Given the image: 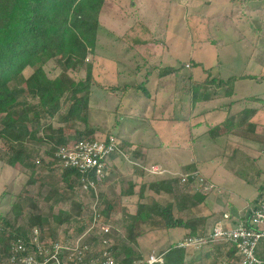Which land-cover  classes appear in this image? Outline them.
<instances>
[{"label":"rangeland","instance_id":"374dc122","mask_svg":"<svg viewBox=\"0 0 264 264\" xmlns=\"http://www.w3.org/2000/svg\"><path fill=\"white\" fill-rule=\"evenodd\" d=\"M206 2L204 0H110L106 10L100 17L101 30L98 36L96 55V60H98L94 72L95 84L92 87L89 103L88 127L94 130L98 137L113 135L117 138L119 134H122L123 138L132 136V139L138 145L148 149L150 155H156L154 152L156 149L153 146L158 144L157 142L167 143L168 146H164L163 150L158 149L161 155L158 156V160L163 164V167L177 168L178 173L183 172L185 166L189 165L194 157H199L200 174L209 180L212 185L203 193L198 192L195 186L182 182L179 179L181 178L179 174H164V177L171 176L179 179L174 184L175 194L178 196L179 201L175 205V214L185 220L202 216L214 210L216 211L214 214L221 211L236 216L244 214L248 210L249 204L253 203L261 192L264 193V152L255 153L254 156L260 155V159L258 163L251 167L240 163L242 162L240 160L243 159L237 157L232 160V164L230 163L232 166L228 168L225 165L226 158L223 154L214 157L216 162L211 159L210 152H218L215 146L212 148L213 144L211 143L195 153L192 152L191 142L182 143V146L177 144L179 143V136L185 139L188 137L185 135L190 132V128L194 129L190 127L187 120H159L158 118L160 116L158 112L163 109L160 106L163 100L160 93L155 90L157 75L153 69L157 66L170 67L171 64L178 67L184 66L181 72L182 75L179 78L169 76L165 81L162 79L158 86H162L165 82L166 95L163 99L173 98L171 101L173 106L177 105V98L181 95L187 100L188 105L189 98L181 91H176V89H183L185 79L189 82V75H192L195 80L206 78L207 73L204 69H210L214 74H220L225 80L230 77L237 78L234 83L235 92L232 97L235 101L240 102L250 96L264 97V19L260 23L263 26V36L259 41L261 51L251 58L250 52L253 46L249 38H255L253 33L256 34L255 27L259 25L254 19L249 22L247 16H244L246 18L242 17V2L240 0H215L213 5L208 2L206 4ZM258 14H262V12ZM239 33L244 36L247 33L248 36L244 39L241 38L242 35L240 36ZM192 40L195 42L193 43ZM189 60L201 61L202 64L191 67ZM143 65H145V68H141ZM45 69L50 77H55L60 72V68L54 60L48 62ZM24 73L29 76L31 70L26 69ZM70 74L77 80L85 76L84 71H70ZM246 74H258L262 75L263 78L240 77V75ZM184 76L187 78H184ZM97 81L106 86L131 83L136 85L145 82L147 89L148 87L150 89L151 98H146L144 91L134 88L130 89L125 95L122 91L114 94L100 88L96 83ZM229 101L228 98H222L218 104L222 105ZM145 104H148V113ZM155 105L160 106L158 112ZM244 105L245 103L240 105L235 103L234 106L238 109ZM129 107L139 108L135 115L141 116V114L147 113L148 119L154 121H148L143 116L138 121L132 115H126V109ZM145 107L146 109L143 112ZM185 109H188L187 114L191 111L189 107ZM172 112H174V116L178 115V105L169 113L167 110L165 111L167 116L171 115ZM179 114L181 115L180 112ZM145 120L148 121L146 124ZM82 128H84V125ZM174 129H179L181 132L176 134L173 132ZM65 135L69 140H75L77 137L75 130L71 128L65 130ZM117 139L121 141L119 137ZM225 140L226 137H220L216 140V143H224ZM25 144H27L30 152L34 148L42 155L43 149L48 147L45 144L29 141ZM148 146L152 147L149 148ZM219 146L224 149L223 144ZM246 148L252 153L251 146H246ZM3 151H7V145L5 142L0 141V216H5L10 211L13 203L22 201L25 210L16 224L25 225L29 212H31L27 209L26 204H29L30 201L28 200L31 198L39 200L40 208L43 209L45 214L51 205L54 212L60 209L72 210L70 199L78 200V202L85 205L92 202L90 194L83 193L79 188H76L75 194L69 196V198L67 196L68 192L64 190L65 185L61 183L59 171H38L33 177V181L29 182L31 172L20 166L12 167L8 165L1 159ZM31 154L33 156L31 161H35V153L32 152ZM124 155L128 159L120 156L123 162L118 163L115 168L109 167V176L102 180L107 181L104 188L108 196L115 199L117 203L121 201L119 196L125 185H127L125 178L132 177L130 173L134 172V168L130 167L131 165L141 164V170L144 172L141 177L136 175L135 181L138 184L159 179L157 177L158 172L154 173L155 163L153 161L156 157H153V159L152 157H146L143 160L147 163L143 165L141 162L135 161L130 150L126 149ZM166 158H169V163L165 161ZM122 159L120 160L122 161ZM181 166L183 168H180ZM238 169L244 174L239 175ZM254 169L261 170L259 179L257 175L255 176ZM53 188H59L60 190L57 196L53 198L54 201L46 203L43 198ZM138 189L139 187L136 188V191ZM197 192L205 196L203 201L199 202L197 198H194ZM155 195L153 192L146 191L147 197ZM218 196L220 197L217 198ZM155 197L162 200L170 198L169 195ZM138 200L136 196L129 202V205L132 204L131 209L134 211ZM226 200L230 204L224 203ZM220 205L223 206L219 207ZM120 207L117 206L115 219L121 217L122 207ZM221 217L220 215L217 218ZM92 221L89 216L75 217L72 223L58 228L60 241L71 242L78 235L84 233L92 225ZM99 225L100 230L102 223H99ZM107 225L111 228V223ZM212 226L213 221H210L207 228H213ZM142 229H144V233L138 238V248L143 254V260L136 262L137 264L145 261L153 252L165 251L171 244L177 241H185V234L187 233L183 232L185 234L178 235V232H175L176 230L150 229L145 226ZM94 235L93 229L86 234L85 238L92 241ZM192 247H190L191 249L187 247L188 250H191L187 258L189 262L192 260L194 252L199 251L202 263L212 264V260L205 256L206 248Z\"/></svg>","mask_w":264,"mask_h":264},{"label":"trees","instance_id":"16d2710c","mask_svg":"<svg viewBox=\"0 0 264 264\" xmlns=\"http://www.w3.org/2000/svg\"><path fill=\"white\" fill-rule=\"evenodd\" d=\"M109 2L110 0H0V141L7 145V151L2 152L1 159L12 167L20 166L30 171L29 182L33 181L38 171H59L68 197L75 194L76 188L85 194L87 192L82 189L81 174L75 168H64L56 156L57 150L70 141L103 138L96 136L95 131L89 129L88 117L98 60L96 55L101 30L100 17ZM52 60L60 68L55 77H50L45 69L46 64ZM189 62L191 67L202 64L201 61ZM143 67L145 68V65L141 68ZM183 68V65L155 67L153 71L157 75V86L162 78L177 75ZM26 69L31 70L29 76L24 73ZM70 71H84L85 76L77 80L71 76ZM204 71L207 73L205 79L194 80L192 75L188 77L189 82L185 79L182 91L190 96L191 109L198 102L209 100L218 93L225 97L233 95L237 78L230 77L225 80L210 69ZM96 83L100 88L114 94L122 91L124 95L134 88L144 91L148 98L151 96L145 82L108 86L98 81ZM250 99L262 100L254 97ZM255 113L256 109L245 106L236 114L229 115L221 124L209 125L207 131L198 139L207 143L221 136L232 135L244 142L254 141L264 151V135L256 132V123L251 120ZM169 119L176 117L173 115ZM182 119L187 120L186 117ZM67 128L75 130V140L66 138ZM27 141L48 147L43 149V155L33 148L35 161H31L33 156L25 144ZM132 146L134 144L126 139L120 141L122 150L131 149L130 151H134V155L138 156ZM226 149L229 153L227 161L230 164L241 149L239 143L232 139L227 140ZM119 153L115 152L111 156L109 167L114 168L113 158ZM133 168L134 175L125 178L127 185L119 196V203L108 196L104 188L107 181H100L95 176L92 177L98 189L95 209V196L92 194V202L87 205L70 199L72 210L60 209L54 212L51 205L46 214L40 208L39 200L31 198L28 200L29 204H26L27 209L31 211L29 217L25 225H18L16 223L25 209L22 201L13 203L11 210L5 216H0V264L11 263L10 259L15 253L14 243L18 240L30 245L29 234L35 227L41 232L42 241L60 240L58 228L72 223L75 217L89 216V219L93 220L96 213L98 223L92 237L94 256L99 257L103 237H111L113 244L109 251L115 260L114 264H137L136 262L143 260V254L138 248V238L144 233V226L150 229H189L188 234H185L186 238L201 237L206 240L200 248H209L205 253L212 258V264H240L241 256L236 243L213 240L210 233H207L208 216H195L185 220L175 214V205L179 201L174 184L181 178L164 177V174H169L164 171L157 173L159 179L138 184L135 181L136 175L141 177L144 172L137 165H133ZM184 172L189 175L185 184L195 186L198 192L208 190L205 186L210 184L209 180L205 178L204 186L196 182L194 173L200 174L197 162L185 166ZM240 174L243 175V172ZM59 190H50L43 198L45 202L54 201L53 198ZM146 191L153 192L155 196L169 195L170 198L162 200L155 196L147 197ZM198 192L194 198L201 202L205 196ZM136 196L139 200L134 211L129 202ZM262 197L261 192L258 200ZM118 205L122 207L121 217L115 219ZM99 223H111L110 232L98 233ZM181 242L177 241L165 251L157 252L163 254L164 260L162 263L153 264H186L187 247L180 246ZM261 244H264V241L259 247ZM257 253L264 259V250L258 248ZM139 264L149 263L145 259Z\"/></svg>","mask_w":264,"mask_h":264},{"label":"built area","instance_id":"2783aa9c","mask_svg":"<svg viewBox=\"0 0 264 264\" xmlns=\"http://www.w3.org/2000/svg\"><path fill=\"white\" fill-rule=\"evenodd\" d=\"M115 152H122L120 141L113 135L96 139H81L69 142L61 146L57 152L61 165L64 168H75L81 174L82 189L95 196L93 208L97 205L98 189L92 179L95 176L100 181L109 176L108 163ZM161 174L164 171L154 168V173ZM196 182L205 185L206 179L198 172L194 173ZM188 174L181 175V181H188ZM212 185H206L205 189ZM98 223V214L93 218L92 225L78 235L71 242L60 240H41V232L35 227L29 234L30 245L21 240L15 245V253L10 259V264H114L109 247L113 244V238L103 237L99 247V257L94 256L93 241L85 238L86 234L95 229ZM102 229V230H101ZM108 234L110 226L102 223L99 232ZM213 240L231 241L236 243L241 256L240 264H264V259L258 255V248L264 241V193L263 197L251 208L245 223L237 227H227L222 223H216L210 233ZM204 238H186L179 245L182 247H201L205 243ZM163 254L153 252L147 263H162Z\"/></svg>","mask_w":264,"mask_h":264},{"label":"crops","instance_id":"0c3cea01","mask_svg":"<svg viewBox=\"0 0 264 264\" xmlns=\"http://www.w3.org/2000/svg\"><path fill=\"white\" fill-rule=\"evenodd\" d=\"M205 1H207L210 5H213V3H214L213 1H215V0H204V2ZM230 1H235V0H230ZM260 1L259 0L258 1H256V0H240V2H242V4H243V6H241V8L243 7L242 8V17L247 16V19H248L249 22H251V20L254 19V20H256L258 22V25H259V26L255 27V29L257 30L256 31V34H255V32L253 33V35L255 36V38L254 37H250L249 38L250 41H251V44L253 46L252 47L253 49L250 52V57L251 58H253L255 55H257L261 51L260 45H259V41H260V38L263 36V34H262L263 33V26L260 23H262V20L264 19V1L263 2H260ZM207 2H206V4H207ZM259 12H262V14H258ZM244 18H246V17H244ZM237 27H238V25H237ZM239 35H240V33H239ZM247 36L248 35L246 33V35L245 36L242 35L241 38L246 39ZM192 42L194 43L195 41L192 40ZM171 66L178 67V66H174L172 64H171ZM181 72H178L177 75L176 74L168 75V76H166L165 78H162V79L165 81V79L167 77H169V76L179 78L182 75ZM240 77H254V78H257V79H262L263 78L262 75H258V74H246V75H240ZM161 80H160V82H161ZM164 83L160 87H158L157 86V83H156V87H155L156 92L160 93L161 98L163 100V103L160 104V106L163 108L161 110V112H158V110H159L158 108L160 106H158V105L156 106L155 105L156 111L160 114V116H158L159 120L164 119V118L165 119H169V117L173 116V113L174 112H172L171 115L167 116V114L165 113V111L167 110V112L169 113L170 111L174 110L175 107L178 105V110L181 113V115L178 112V115H175L174 116V117H176V120H183L182 118H184V117L187 116L186 118H187L188 124L190 125V127H193L194 128V129H192V128L189 127L190 128V132H188L187 135H185L182 132L183 135L188 136L185 139H183L182 137H180L178 135L179 136V143H177V144L179 146H182V143L191 142L192 143V152L195 153L197 150L206 148L211 143V144H213L212 145V148L215 146V148L218 149V152H215V153L210 152L211 159L214 162H216L214 160L215 159L214 157L217 156L218 154H223V156H225V158H226L225 165L228 168H230L232 165H230L229 162L227 161V159L229 157V155H228L229 153L227 152L228 150L226 149V146H227V140L232 139L235 142L239 143V146H240V149L241 150L237 154L236 158L239 157L238 159H243V160H240V161H242L240 163L246 164L247 166H250V167L252 165H255V163H258V161L260 159V155H257V156H254V155H255L256 152H260L261 153V152H264V151H263V149L261 150L260 145L258 143H255L254 141L253 142L252 141L244 142L243 140L239 139L238 137H235V136H232V135H230V136H221V137H226V140H225L224 143H219V142L216 143V140L218 138L216 140L212 141V142H207V143H205L204 141H202V140H200L198 138H200L201 135L204 132L207 131L209 125L214 126V125L221 124L229 115L236 114L238 111H240L243 108H245V106H248L251 109H256V113L251 118V120L254 123H256V126H257L256 127V132L258 134H260V135L262 134V136H263L264 135V97L259 98L258 96H250V97H247L245 100L239 102V101H235L234 99H232L235 91L233 92V95L231 97H225V96H223L222 93H218L216 95H213V97L211 99H209V100L198 102L191 109L190 108V104H189L190 96L188 94L184 93L182 90H180L178 88L176 89V91H178V90L181 91L183 94H185L189 98L188 105H187V100L184 99V96L183 95H181V96H179L177 98V101H176L177 102V105H174V106H173V102H171L173 100V98L163 99V98H165V95H166L165 89H164ZM127 93H124V95L127 94ZM173 96H174V94H173ZM252 97L258 98V99H262V100H256V99L255 100H252V99H250ZM146 98H148V96H146ZM150 98H151V96L148 99H150ZM222 98H228V99H230V101L227 102V103H225V104L223 103L222 105H219L218 102ZM241 102L242 103H245V105L243 107L238 108V109L235 108V106H234L235 103L238 104V105H240V104H242ZM230 104H231V107H230ZM145 105H147L146 112L148 113V104H145ZM187 107H189V109L191 110L190 112L192 114L190 112L187 114L188 109L187 110L185 109ZM167 108H170V109L168 110ZM138 109L139 108H137V107H129V108L126 109V113L125 114L126 115H132V117L135 118V119H137L138 121L143 116L144 119H146V120L149 121L150 119H148V114L147 113H145L143 115L141 114V116L135 115V112ZM145 109H146V107L143 109V112L145 111ZM146 120H145V124L148 122ZM156 120H158V119H156ZM150 121H154V120L152 119ZM173 132H175L176 134H179L181 131L179 129H176V130L174 129ZM148 133H150V131H148ZM118 137L121 140L126 139V140L132 142V144H134V146H132V149L135 150L138 153L137 154L138 156L134 155L135 154L134 151H130V152L133 155V157L135 158V161H139V162H141L144 165V163H147V162L145 160H143V159H146V157H148V158L149 157H152V159H153V157H156V159H154V161H153L155 163V166L154 167L157 168V169H159L160 171H163L164 170V171L169 172L170 174H179V175L186 174L184 171L181 172V173H178V169L177 168H172L171 166L169 168L167 166L166 167H163L162 166L163 164H161L159 162L158 156H161V155L159 154L160 153V150H158V149H162L163 150L164 146H166V147L168 146L167 143L165 144L162 141L161 142L160 141L157 142L158 144H155V146H153L156 149V151H154L156 153V155H150V152L148 151V149L145 148V147H142V146L138 145L136 143V141L132 139V136H129V138H123L122 134H119ZM160 143H162V144H160ZM222 144L224 145V149L220 148V146H219V145H222ZM242 145H244V146H242ZM246 146H251L252 147V149H253L252 150V153L249 152L248 150H246L247 149ZM148 147L151 148L152 146H148ZM188 147L190 148L189 144H188ZM124 150H122V152H120L118 154L119 157H118V155L114 156V158H113L114 168L116 167V165L118 163L123 162V159L121 158L122 156L126 157V155H124L126 150L125 151ZM120 159H122V161ZM126 159H128V158L126 157ZM168 159L169 158H166L165 159V161L167 163H169V160ZM194 161L197 162V163H199V157H197V158L194 157L193 160L190 163H192ZM163 163H165V162H163ZM170 163H171V161H170ZM137 165H138V163H137ZM138 166L141 167V164L138 165ZM130 167H133V166L131 165ZM180 168H183V166H181ZM198 168H199V165H198ZM254 171H255L254 172L255 176L257 175L258 176V179H259L260 178L259 176H260L261 170L254 169ZM240 172H241V170L238 169V174L239 175H241ZM130 175H134V172L130 173ZM219 197L220 196H218L217 198H219ZM124 201H126V198L124 199ZM257 201H258V198L253 203H250L249 204L248 210L244 214H241V215H238V216L233 215V214H230V213H226V211H221V212H218V214H214V213H216L215 210L213 212H209V213L204 214L202 216H208L209 217L207 219V225H208V223L210 221H213V226L216 223H219L220 222V223H222L223 225H225L227 227H237L240 224L245 223L247 221V218L249 216V212H250L251 208L257 203ZM224 203L228 204L229 202L226 200V201H224ZM222 206L223 205H220L219 207H222ZM220 215L222 217L221 218H217ZM207 225H206V231H207V233H211L212 228L211 227L207 228ZM172 230L173 231L176 230L175 232H178L177 233L178 235L185 234L183 232H188L189 231V229H183V228H176V229H172ZM188 248H190V247H188ZM259 248H261L262 250H264V244H261V247H259ZM189 251H191V250H188V249L186 250V260H185L186 261V264H203L202 261H201V257H199V251L197 253L194 252V254L192 255V260L189 262L188 259H187L189 257L188 256ZM205 251H209V248H206ZM205 256H206V253H205ZM206 257H209V256H206ZM225 258H226V256L223 259L225 260ZM211 259L212 258H210V260ZM199 260H200V262H198ZM232 263H234V262H232Z\"/></svg>","mask_w":264,"mask_h":264},{"label":"water","instance_id":"95a60500","mask_svg":"<svg viewBox=\"0 0 264 264\" xmlns=\"http://www.w3.org/2000/svg\"><path fill=\"white\" fill-rule=\"evenodd\" d=\"M53 264H56V263H53Z\"/></svg>","mask_w":264,"mask_h":264}]
</instances>
